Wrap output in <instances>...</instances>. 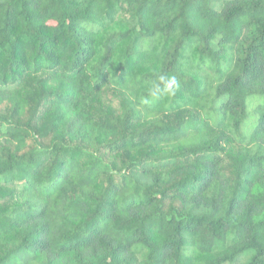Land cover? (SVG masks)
Here are the masks:
<instances>
[{
    "label": "trees",
    "instance_id": "1",
    "mask_svg": "<svg viewBox=\"0 0 264 264\" xmlns=\"http://www.w3.org/2000/svg\"><path fill=\"white\" fill-rule=\"evenodd\" d=\"M174 96L139 104L158 74ZM264 264V0H0V264Z\"/></svg>",
    "mask_w": 264,
    "mask_h": 264
},
{
    "label": "clouds",
    "instance_id": "2",
    "mask_svg": "<svg viewBox=\"0 0 264 264\" xmlns=\"http://www.w3.org/2000/svg\"><path fill=\"white\" fill-rule=\"evenodd\" d=\"M179 81L175 75L158 74L146 88V94L140 96L141 106H150L162 98L174 96L179 88Z\"/></svg>",
    "mask_w": 264,
    "mask_h": 264
},
{
    "label": "rangeland",
    "instance_id": "3",
    "mask_svg": "<svg viewBox=\"0 0 264 264\" xmlns=\"http://www.w3.org/2000/svg\"><path fill=\"white\" fill-rule=\"evenodd\" d=\"M247 260L245 259V260H243L241 263H239V264H246L247 262H246Z\"/></svg>",
    "mask_w": 264,
    "mask_h": 264
}]
</instances>
